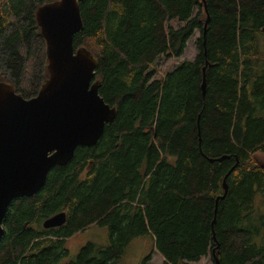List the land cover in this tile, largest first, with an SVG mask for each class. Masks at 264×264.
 Here are the masks:
<instances>
[{
    "label": "trees",
    "instance_id": "obj_1",
    "mask_svg": "<svg viewBox=\"0 0 264 264\" xmlns=\"http://www.w3.org/2000/svg\"><path fill=\"white\" fill-rule=\"evenodd\" d=\"M53 1L0 0V82L26 99L48 77L35 12ZM79 3L75 47L97 59L100 95L117 115L95 146L54 166L40 192L10 203L0 264H121L140 237L162 264L208 254L218 264H264L254 224L264 196L255 157L264 154V0ZM194 32L195 59L154 79L157 59L184 56ZM60 213L65 224L45 229ZM93 225L108 230L106 245L88 243L63 263L67 239Z\"/></svg>",
    "mask_w": 264,
    "mask_h": 264
},
{
    "label": "water",
    "instance_id": "obj_2",
    "mask_svg": "<svg viewBox=\"0 0 264 264\" xmlns=\"http://www.w3.org/2000/svg\"><path fill=\"white\" fill-rule=\"evenodd\" d=\"M79 10V0H56L35 12L49 73L37 96L26 99L12 84L0 82V240L10 203L40 192L52 168L68 164L78 147L95 146L117 115L100 95L101 82L93 81L97 59L74 46L83 29ZM65 218V213L47 218L44 228L61 227Z\"/></svg>",
    "mask_w": 264,
    "mask_h": 264
},
{
    "label": "rangeland",
    "instance_id": "obj_3",
    "mask_svg": "<svg viewBox=\"0 0 264 264\" xmlns=\"http://www.w3.org/2000/svg\"><path fill=\"white\" fill-rule=\"evenodd\" d=\"M175 26L179 27L180 24L174 23L173 27ZM194 33H195L194 36L188 42L187 49L185 51L184 56L178 59L176 58L167 59L165 57L164 58L160 57L159 59H157L156 63L152 67V69L154 68L157 69V75L154 77V79L163 78L167 72L173 71L178 65V63L182 61H193L195 59L198 53L197 46L195 44H196L197 39L199 38V32H194ZM74 46H75V43H74ZM78 48H81V47H78ZM47 63H48V60L46 56V70H47V75L49 76L48 69H47V66H48ZM95 80L100 81L96 77V75L94 76L93 81ZM255 157L259 163L261 164L264 163V154L256 153ZM256 198H257V202H256L257 211H256V218H255L254 224H258L260 220L259 224L262 226L261 227L262 233L259 234V236H257L258 238L255 239V242H260V238H261L260 236L264 234V196L260 195V197L258 196ZM55 228H58V227H55ZM151 240L152 239L150 237H140V238H136L135 240H133L131 245L127 248L125 254H123L124 256L122 258L121 264H144L145 260H147L150 256H151V259L148 261L147 264H162L164 259L155 250L153 241ZM106 241H108V230H105V228H101L97 225L90 226L87 228V230H84L83 232L81 231L77 232L72 237L68 238L66 241L65 245L67 246L70 255L68 256L66 260L63 261V263H66L69 260L75 259L76 256L81 251V249L84 246H86L88 243L106 245ZM214 263L215 262L213 260L212 255L208 254L207 256L203 257L198 263H194V264H214Z\"/></svg>",
    "mask_w": 264,
    "mask_h": 264
}]
</instances>
